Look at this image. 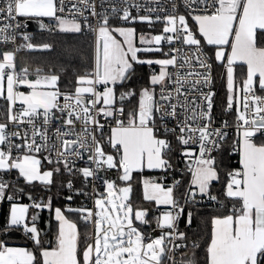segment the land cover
Segmentation results:
<instances>
[{
	"label": "snow or ice",
	"instance_id": "snow-or-ice-1",
	"mask_svg": "<svg viewBox=\"0 0 264 264\" xmlns=\"http://www.w3.org/2000/svg\"><path fill=\"white\" fill-rule=\"evenodd\" d=\"M169 2L170 11L161 0H122L123 7L112 4L110 12H97L95 0H69L68 4L65 0H0V21H4L0 23V44L16 40L23 18H53L59 32L80 33L82 22L77 17H82L83 26L97 33L93 70L77 76L74 92H61L57 87L60 76L51 70L45 74L36 68L35 79L29 78L33 72L27 65L17 70L16 53L22 48L46 50L50 44L34 45L24 34L25 43L15 51L0 52V99L6 102V122L0 123V201L10 202L0 233L19 231L33 244L29 249L0 240V264H197L195 250L200 245L195 240L185 243L187 234L179 230V221L185 217L190 227L204 199L216 201L222 208L231 204L227 214L212 218L206 264H264V94H257L264 93V0H182L186 14H176L178 5L175 0ZM132 9H143L147 14L133 15ZM85 12L98 18L97 28ZM112 16L149 26L161 22L162 32L137 36L134 27L111 26ZM189 19L195 22L196 31ZM40 26L46 27L43 23ZM200 38L215 47L217 62L226 60L225 111L235 107L236 112L233 150L239 152L240 166L225 173L223 200L212 194L213 182L221 180L214 153L222 151L228 125L225 121L222 128L212 126L215 93L210 89L211 58L203 52ZM162 42L187 46L191 55L175 46L164 53ZM139 53H162L165 58L141 59ZM193 62L204 71L197 70ZM134 64H155L159 72H153L150 87L141 89L137 105L125 114L117 99L123 102L136 93L128 91L117 98L116 87L131 78ZM236 65H245L246 73L242 87L234 94ZM170 67L176 70L170 72ZM156 86H160L158 99ZM205 88L209 90L205 92ZM100 118H111L115 123L107 138ZM168 121H175V126L168 127ZM53 122L58 126L50 134ZM77 122L80 132L75 130ZM9 125L16 130L8 131ZM96 133H100L99 138ZM169 135L180 147L191 178L179 196L175 194L181 186L178 179L170 186L157 179H142L143 200L166 206L160 215L148 219V209L133 207L131 181L134 172L145 169L165 175L173 170ZM70 136L76 139H66ZM105 144L114 151L106 152ZM43 153H47L43 161L55 167L43 170ZM85 155L86 166L77 168L76 161L84 160ZM62 169L69 179L61 187L72 193L65 199L71 201L73 194L88 196L93 207L55 208L58 224L52 245L51 241L42 242L36 224L40 210L52 209V197L34 198L18 182L21 178L26 185L39 182L50 190L54 176ZM110 169L120 172L118 179L124 186L101 175ZM13 171L17 183L6 178ZM77 175L82 179L79 189L73 182ZM96 181L103 183L104 192L98 191ZM89 185L91 192H86ZM18 187L31 203L18 202ZM32 209L36 214L30 215ZM66 211L78 213L86 226H93L94 236L87 234L82 240ZM152 220L159 229L155 237L142 230ZM187 247L192 254L185 259L184 253L177 262L175 253Z\"/></svg>",
	"mask_w": 264,
	"mask_h": 264
},
{
	"label": "trees",
	"instance_id": "trees-1",
	"mask_svg": "<svg viewBox=\"0 0 264 264\" xmlns=\"http://www.w3.org/2000/svg\"><path fill=\"white\" fill-rule=\"evenodd\" d=\"M190 26L192 28H196L195 22L190 20ZM111 26H133L137 33L142 31H150V32H162V27L159 24L151 25L140 22L129 23L123 20L112 18L110 20ZM201 39V38H200ZM202 42V39H201ZM35 45L40 46L43 44H50V49H41L37 47L34 50H30L27 53H21L18 55L17 66L18 69L27 65L29 67L30 72H33L32 77L35 75L34 70L36 68L43 69L44 73L47 74L49 70L58 74L60 79L58 81V88L61 91H74L76 87V78L79 75H85L86 73L93 70L94 67V40L91 34L87 32L81 31L80 33H63L59 32L56 29L46 28L43 31L35 32ZM203 44V42H202ZM204 45V44H203ZM207 50V46H205ZM210 51V50H209ZM211 54V52H209ZM140 55H146L148 57H159L162 56V53H140ZM212 56V55H211ZM213 65L215 69V84L218 93V101L225 105L227 101V87L224 83V72L223 65L216 63L213 59ZM150 65L147 64H135L134 65V73L129 80L124 82V84L117 85L116 91L118 97L121 93H125L128 91H134L136 94L131 96L130 98L125 99L123 102H117V104L122 103L125 107V114L131 111L138 102L139 93L141 89L150 87V73H149ZM245 76V70L243 67L239 66L236 68V82L241 84L243 78ZM6 117V102L3 99H0V119ZM260 142V141H258ZM109 150V148H108ZM173 158V154H171V159ZM240 156L237 153H233L230 150H226L223 152L218 158V164L220 166L221 172V180L219 182H213L212 194L217 195L221 200H223V196L221 193L224 189L225 173L228 171L238 168ZM55 165L46 164L43 166L44 169L53 168ZM62 167V166H61ZM187 165L184 166V172L181 175V186L179 187L176 195L179 196L182 193L189 180L190 174L186 173ZM119 172V171H118ZM120 174V172H119ZM138 175H144L151 178L159 177L160 171H147L144 170L141 174H135L131 184L133 186V191L131 195V202L133 204L134 209H148L149 216L148 219H152L153 216V206L151 202H146L143 200L141 193V182ZM69 177H67L62 171L54 176V183L50 186V190L46 189L44 185H41L39 182H34V185H26L21 178L19 180V187H23L25 192H30L33 194L34 198H44L52 197V208L60 207L65 209L68 207V200L65 199L67 195L70 194L69 190L66 188H62L61 185L65 184ZM121 181L118 179L116 183H120ZM19 187L16 189L15 194L17 195V199L19 202H30L29 199L24 194L19 193ZM10 204H6L3 207L1 214V224H3L7 220L8 209ZM231 207L229 203L228 208H222L220 206H212L206 205L204 201L197 206L198 210L195 212L193 222L191 226H187L185 223V217H181L179 221V230L186 232L187 240L186 244H190L191 241L195 240L200 247L196 249V260L197 264H206V248L211 239V230H212V218L222 213H227ZM187 211V210H186ZM46 213V211L44 210ZM67 216L74 219L79 226V231L81 235V239L83 240L85 235L90 233L91 227L90 225H85L84 221L80 220L78 215L75 212H67ZM155 221L152 220L151 225H154ZM57 224L51 219V227L50 231L43 235V239H46V242L51 241V244L55 238L57 232ZM150 229L149 225H145L142 230L147 233ZM2 240L8 243H22L25 244L29 249L33 247V244L30 240L26 239L22 232L12 231L8 234L1 233ZM42 239V242H45ZM180 243V241H178ZM47 246V244H46ZM191 247L182 248L176 253L177 262L180 261L181 256L184 253H187L184 256L187 259V256L192 254ZM167 264V262H165Z\"/></svg>",
	"mask_w": 264,
	"mask_h": 264
},
{
	"label": "built area",
	"instance_id": "built-area-1",
	"mask_svg": "<svg viewBox=\"0 0 264 264\" xmlns=\"http://www.w3.org/2000/svg\"><path fill=\"white\" fill-rule=\"evenodd\" d=\"M65 2H66V4H68L69 0H65ZM137 2L138 3H144L145 0H137ZM175 3L178 5V10H177L176 14H186L187 9L184 7V5L182 3V0H175ZM95 4H96V11L97 12H105V11L110 12L112 4H115L117 7H123L124 6L123 3H122V0H95ZM161 4L166 9H168L169 11L171 10L172 5L169 2V0H161ZM80 7H83V5H80ZM192 7L194 9H196L197 11L199 10V7L197 5H193ZM66 12H67V9H66ZM132 13H133V15H137V14L145 15V14H147L143 9H140V10L132 9ZM58 14L59 15H64V14H60V13H58ZM84 15L88 17L89 22L91 23L93 28H97L98 27V18L92 17L91 14L88 13V12H85ZM152 15H153V17L155 16V14H152ZM161 15H163V13H161ZM112 18L117 19L115 16H112L110 18V20ZM77 19H79L82 22V31L83 32H87V33L92 35L93 40H94V48H95L96 47V40H97V33L95 31L90 30L87 26H83V18L82 17H77ZM190 20L191 19H189V22H190ZM3 22L4 21H0V23H3ZM22 23H23L24 26L17 30L16 40L13 43H8L6 45L5 44H0V52L5 51V50L15 51V49L18 46H20L21 44L25 43V41L23 40V35L24 34H27L29 36V38H30V42L35 45L34 41H35V32L36 31H33V30H31L29 28L28 18H23L22 19ZM156 24L161 25V27L163 28V24L161 22H156L153 25H156ZM189 25H190V23H189ZM192 30L196 31V29H194V28H192ZM173 46H175L177 48H183V51H184L185 55H188V56L191 55V52L188 49V47L187 46H182L178 42L175 45H168L167 43L162 42V44L160 45V47L163 49L164 53L169 52L170 48L173 47ZM202 50L208 57L211 58L208 50L204 46H203ZM29 51L30 50H28L26 48H22L19 52H17L16 53V64H17L18 55L21 54V53H27ZM159 58H165V57L162 55V56L157 57L156 59H159ZM94 60H95V53H94ZM209 63L211 64V84H210V89H211L212 92L215 93V95L213 96V109H212V112H211V115H212V118H213L212 126L214 128H222L223 125H224V122L227 121V125L228 126L226 128H224V131L227 132V137H226V140L224 142V146H223L222 151L225 150V148L227 146L230 149L231 152L237 153L239 155L238 151H234L233 150V142L237 138L236 127H235V124H236L235 107L233 108L232 111H225L226 104L222 105L218 101V97H217L218 93H217L216 84H215V69H214L212 58L210 59ZM193 65H194V67L197 68V70L204 71V69H199L198 65H195V62H193ZM17 70L19 71L18 66H17ZM175 70L176 69H174L172 67L169 68L170 72H174ZM149 72H150V74H153V72L158 73L159 72V66L155 65V64L150 65ZM159 87L160 86L156 87L157 99L159 97ZM169 87H172V86L169 85ZM101 88H102V86H101ZM208 90H209L208 88L204 89L205 92H207ZM235 93L236 92H234V94ZM257 94H264V93H259L258 92ZM240 95L241 96L243 95L242 92L240 93ZM60 103L61 104L64 103L63 97H61ZM117 105L119 106V104H117ZM124 110H125V107H124ZM56 115L59 116L60 114L57 113ZM100 119H101V123H104V125H105V127L103 129V135H104L105 138H107L110 135V133H111V127H114L115 123H114L113 120H111V118L109 120H107V121L104 120L103 118H100ZM5 122H6V117L0 119V123H5ZM158 123H159V121H158ZM167 123H168V127H174L175 126V121H168ZM57 126H58V123L57 122H53V124L50 126V134H51V131H54ZM15 130L16 129H15V127L13 125H9L8 131H15ZM75 130H76V132H80L81 131V124L79 122L76 123ZM177 131H178V129H177ZM96 135H97V138L100 137V133H96ZM167 138L172 142V145H173V152H172L173 158L171 159V163L173 165V170L170 171L167 175H165V173L160 171V175H159L158 179H159V182H162L163 184L170 186L173 183L174 179H178V180L181 181V175L184 172V166L186 164H185L184 158L180 155L181 149L176 144L175 138L173 136H171V135H169ZM53 139H55V137H53ZM66 139H76V137L75 136H70V137H66ZM59 146L60 145L57 144V147H59ZM108 148H109V150H108ZM105 151L111 153L114 150H112L110 148V146L105 144ZM220 153H214V155H216L217 158H218ZM43 155H47V153L40 154V158L41 159H42ZM86 160H87V155H85V159L84 160H77L76 161V167L77 168H82V167L86 166ZM46 164H48V163L46 161H43V159H42V165L45 166ZM62 172H63V169H62ZM63 173L67 177H69L67 173H65V172H63ZM101 175L104 178H106V179L113 180V181L117 182L118 176H119V172H118L117 169H110V170H107V171L103 172ZM16 176H17V173L15 171H13L11 176L10 177H6V178H8L11 183H17V181L15 180ZM73 182H74V187L75 188L79 189V188L82 187V179L78 175L74 178ZM96 185H97V189H98L99 192H104L105 191L103 183L101 181H96ZM85 191L86 192H91V185H89L85 189ZM9 194H13L11 189H9ZM70 194H72V193H70ZM203 201H204V203L206 205H212L214 207L215 206H220L219 204H217L216 201H210L208 199H204ZM29 203H31V201ZM67 203H68V207H71V208H79L81 206H84V207H87V208H92L93 207L92 198H90L88 196H84V195H75V194H73V199L71 201L67 202ZM6 204H10V202H8L7 200L0 201V218H1L3 207ZM152 213H153V216H158V215H160L162 213V211L157 209V208H154ZM78 216H79V214H78ZM79 219H80V216H79ZM0 224H1V220H0ZM158 234H159V229H156L154 227V228L150 229V231H148L145 235H151V236L154 237V236H156ZM0 240H2L1 233H0ZM177 243H178V241H177ZM176 253H175V257H176Z\"/></svg>",
	"mask_w": 264,
	"mask_h": 264
},
{
	"label": "crops",
	"instance_id": "crops-1",
	"mask_svg": "<svg viewBox=\"0 0 264 264\" xmlns=\"http://www.w3.org/2000/svg\"><path fill=\"white\" fill-rule=\"evenodd\" d=\"M196 29V28H195ZM202 39V42H203V46L205 47V46H207V48H209V50H208V52H211V54H210V56H211V58L213 57V59L215 60V57H214V52H215V47L214 46H209V45H206L205 43H204V41H203V38H201ZM206 48V47H205ZM157 57H155L154 59H156ZM153 59V58H152ZM216 61V60H215ZM216 63H218V64H222L223 65V74H224V83H225V85H226V87H227V73H226V60L222 63V62H217L216 61ZM135 65V64H134ZM239 66V68L240 67H243L244 68V70H245V73H246V66L245 65H236L235 66V73H234V92H237V91H239V89L242 87V82H243V80H244V78H245V76H244V78H243V80H242V82H241V84H238L237 82H236V68ZM150 73V72H149ZM152 74H150V76H151ZM57 87H58V84H57ZM157 87V86H156ZM100 90H102V88L100 89ZM21 91H25V92H27V91H29L28 89H26V88H21ZM61 91V90H60ZM61 92H74V91H61ZM116 95H117V98H118V94H117V91H116ZM227 96H228V92H227ZM117 102H119L118 101V99H117ZM111 134V133H110ZM226 150H230L227 146H226V148H225V150H223L221 153H220V155L223 153V152H225ZM219 155V156H220ZM42 168H43V165H42ZM50 168H47V169H44L43 168V170H49ZM145 170H147V169H145ZM147 171H156V172H158V171H160V170H147ZM141 174L142 172H134L133 173V178H134V176H135V174ZM140 175H138V177H139ZM153 179H157L158 180V182H159V179H158V177H154ZM120 183H122V181L120 182ZM133 189V188H132ZM141 193H142V197H143V186H142V184H141ZM19 202V201H18ZM20 203H25V204H29V202H20ZM152 203V206H153V209L154 208H157V209H159V210H161L162 212L163 211H165L166 210V206H156L155 205V203L154 202H151ZM9 208H10V205H9ZM55 208H57V207H54V208H52L51 210H49V209H43V210H45L46 212L47 211H49L50 213H51V219H53L55 222H56V224H58V222L55 220V218H54V210H55ZM62 209V208H61ZM63 210V209H62ZM8 212H9V209H8ZM34 212H35V209H32V210H30V215L31 214H34ZM76 213V212H75ZM77 215H78V213H76ZM223 214H227V213H222V214H219V215H223ZM65 215L67 216V214H66V212H65ZM218 216V215H217ZM79 217V216H78ZM67 218L69 219V220H71V221H73V222H75L76 224H77V227H78V231H79V226H78V223L74 220V219H72V218H70L69 216H67ZM153 218V217H152ZM45 219H46V217H45V212H44V216H43V218H42V220H41V222L40 223H36L37 224V227H38V229L40 230L41 229V227L43 228L44 227V221H45ZM145 226V225H144ZM144 226H142V228L144 227ZM150 226V229H152V228H154L155 227V223H154V225H149ZM57 227V226H56ZM90 227H91V230H90V233L89 234H91V235H93L94 236V227L93 226H91L90 225ZM150 229H149V231H150ZM212 231V230H211ZM80 232V231H79ZM146 234V233H145ZM159 235V234H158ZM158 235H156V236H158ZM155 237V236H154ZM41 239H43V235H41ZM44 240V239H43ZM45 242H46V239L44 240ZM9 246H15V247H24V248H28L25 244H22V243H8V242H6ZM55 244V238H54V240H53V242H52V245H54ZM47 246H49V245H47Z\"/></svg>",
	"mask_w": 264,
	"mask_h": 264
},
{
	"label": "water",
	"instance_id": "water-1",
	"mask_svg": "<svg viewBox=\"0 0 264 264\" xmlns=\"http://www.w3.org/2000/svg\"><path fill=\"white\" fill-rule=\"evenodd\" d=\"M28 23H29V28L33 31H43L45 29V27L41 28V26H40L41 23L44 24V22L41 19L31 18V19H28ZM118 101H119V99H118ZM119 102H121V101H119ZM24 191H25V189H24ZM25 193H29V192H25ZM26 197H27V195H26ZM36 212H37V210H35L34 214H36ZM43 216H44V210H40L38 220L36 221V223H40ZM45 217H46V219L44 221V227L43 228L41 227V229H40L42 235H45L46 233H48L50 231V227H51V213L49 211H47L45 213Z\"/></svg>",
	"mask_w": 264,
	"mask_h": 264
},
{
	"label": "rangeland",
	"instance_id": "rangeland-1",
	"mask_svg": "<svg viewBox=\"0 0 264 264\" xmlns=\"http://www.w3.org/2000/svg\"><path fill=\"white\" fill-rule=\"evenodd\" d=\"M41 20L44 22V25L46 26V28H50V29H56V24L57 22L53 19V18H41ZM113 27H133V26H113ZM146 34V35H156V34H161V32H150V31H142L140 33H137V36H139V34ZM118 39H120L119 37H117ZM137 46H140L138 41H137ZM140 56L141 59H152V57H148L146 55H140V53L138 54ZM154 59V58H153ZM30 79H35V75L32 77L30 76L29 77ZM145 178H148V179H153L151 177H148V176H144V175H140L139 176V179H140V182L142 184V179H145ZM118 186H124V182L122 183H116ZM133 188V186H132ZM133 191V190H132ZM131 195L132 193L130 194V198H131Z\"/></svg>",
	"mask_w": 264,
	"mask_h": 264
},
{
	"label": "flooded vegetation",
	"instance_id": "flooded-vegetation-1",
	"mask_svg": "<svg viewBox=\"0 0 264 264\" xmlns=\"http://www.w3.org/2000/svg\"><path fill=\"white\" fill-rule=\"evenodd\" d=\"M36 19H41V18H36Z\"/></svg>",
	"mask_w": 264,
	"mask_h": 264
}]
</instances>
